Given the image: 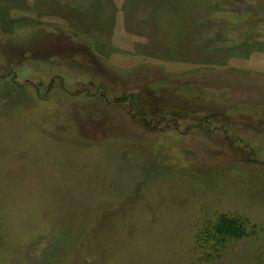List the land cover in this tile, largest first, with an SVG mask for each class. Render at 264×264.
<instances>
[{
	"label": "rangeland",
	"instance_id": "rangeland-1",
	"mask_svg": "<svg viewBox=\"0 0 264 264\" xmlns=\"http://www.w3.org/2000/svg\"><path fill=\"white\" fill-rule=\"evenodd\" d=\"M0 264H264V0H0Z\"/></svg>",
	"mask_w": 264,
	"mask_h": 264
},
{
	"label": "trees",
	"instance_id": "trees-1",
	"mask_svg": "<svg viewBox=\"0 0 264 264\" xmlns=\"http://www.w3.org/2000/svg\"><path fill=\"white\" fill-rule=\"evenodd\" d=\"M236 225V224H235ZM238 232H240L239 230H238Z\"/></svg>",
	"mask_w": 264,
	"mask_h": 264
}]
</instances>
